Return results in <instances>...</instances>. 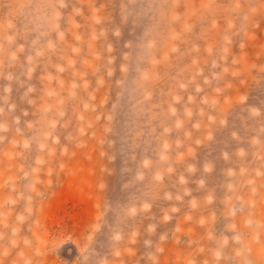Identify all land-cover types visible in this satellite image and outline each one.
<instances>
[{
	"label": "rangeland",
	"instance_id": "1",
	"mask_svg": "<svg viewBox=\"0 0 264 264\" xmlns=\"http://www.w3.org/2000/svg\"><path fill=\"white\" fill-rule=\"evenodd\" d=\"M0 264H264V0H0Z\"/></svg>",
	"mask_w": 264,
	"mask_h": 264
}]
</instances>
